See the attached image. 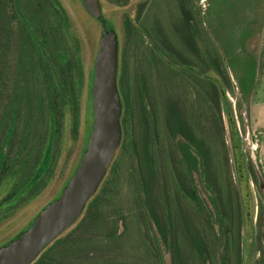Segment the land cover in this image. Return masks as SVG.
<instances>
[{
  "label": "trees",
  "instance_id": "obj_1",
  "mask_svg": "<svg viewBox=\"0 0 264 264\" xmlns=\"http://www.w3.org/2000/svg\"><path fill=\"white\" fill-rule=\"evenodd\" d=\"M46 1L51 9L50 18L48 28L40 33L35 28L39 23L37 13L28 19L21 11V0H0L4 23L0 29V105L11 91L12 75L16 76L22 67L24 91L26 95L29 94V99L24 103L26 119L29 118L28 110L32 112L35 108L40 122L48 128L43 153L31 171L27 172L26 166L33 147L22 156L18 146V150L10 155L16 112L20 107L16 98H12L10 122L3 136L0 135V221L43 192L54 174V150L60 143L59 134L66 126L77 137L81 126L79 103L84 72L70 47L66 50L53 49L56 34L57 38L63 37L65 19L64 14L57 10L56 0H52L54 5L51 0ZM123 1L127 9H132L136 2ZM179 2V23L176 21L170 26L178 34L177 41L166 37L162 31L155 38L149 30H135L134 26L142 27L144 18L140 20L141 10L134 11L132 15L126 9H114L115 12L126 14L122 26L127 39L123 49L119 45L121 53L118 52L121 61L118 62L117 88L125 104L120 117L119 151L124 150L134 161L132 167L135 176L132 182L135 189L131 196L141 210L140 215L148 218L159 232V239L165 248L173 249V264H208V261L209 264H216L209 252L215 244L222 252L218 257L220 264H233L234 261L241 264L240 197L238 191L236 193L232 189L234 184L224 141L222 115L224 112L228 117L236 163L242 176L246 178L248 174L251 182L258 185L253 164L250 159L245 160L241 149L227 94L235 97V112L241 121L243 109L249 107L264 69L262 59L251 48V42L261 40L264 44V0H208L209 8L203 14L199 8L194 11L193 0L189 5L188 0ZM116 17L118 20L119 15ZM15 20L18 21L17 27H14ZM143 35L153 44L145 48L143 56L147 70H140L136 60L139 57L136 51L140 47L138 41L143 39ZM156 39L162 40L164 46H158ZM192 48L197 59L188 53L192 52ZM95 57L91 69L85 74L87 94L81 147L73 172L67 177V182L65 180L60 192L74 174L92 130L91 89ZM26 58V63L21 64ZM154 73L165 80L163 92L153 78ZM195 103L198 104V110L206 111L208 117L210 115L219 145L209 138L203 139L199 131L195 130L188 114V105ZM115 159L81 216L48 245L32 264H71L63 261L64 254L70 252L71 255H79L74 252L83 253L88 249L99 252L98 261L89 258L90 262L85 259L78 264H141L130 258L125 259L120 249V239L127 232L125 215L112 221L110 232H107L110 218L107 217L105 202L115 189L116 178L120 175ZM110 173L108 180L106 177ZM193 173L198 175L203 185L209 206L198 195ZM246 193L245 190L244 198H247ZM175 201H184L190 211H194L196 219L189 222L183 219L182 212L177 208L180 205L173 204ZM262 202L263 199H260L256 221L258 229L264 221ZM203 210H206V219L201 216ZM156 211L162 217H158ZM204 226L210 233L208 237L212 243L199 235ZM215 226L217 233H214ZM149 228L146 234L151 238V245L156 247L157 255L155 257V253L149 252L151 249L145 242L141 243L145 246L146 254L142 264L149 261L165 264L161 244L158 238L149 237ZM173 228L180 231L179 237L170 236ZM182 228L186 232L182 233ZM248 229L252 231L251 227ZM182 239H186L187 244ZM257 252L261 259L256 264H262L264 249L261 247Z\"/></svg>",
  "mask_w": 264,
  "mask_h": 264
},
{
  "label": "rangeland",
  "instance_id": "obj_2",
  "mask_svg": "<svg viewBox=\"0 0 264 264\" xmlns=\"http://www.w3.org/2000/svg\"><path fill=\"white\" fill-rule=\"evenodd\" d=\"M56 1L58 8L56 6L55 7L59 12L64 14L65 26H63L62 24V38H57V34L55 32L56 38L53 39L56 43L54 44L53 49L66 50L67 47H70L71 51L78 59L84 72V78H82L80 86L81 94L79 107L81 126L79 128V135L76 137V135L70 132L69 128H67L66 126L64 128V131L62 130V133L59 134L60 143L54 150V153L56 154V163L53 167L54 174L52 176L51 181L36 199L31 201L29 204H25L21 208L14 211L13 214H10L7 218L0 221V246L10 241L20 232L26 230L32 223L33 219L37 216V214L46 205H48L50 202H52L59 196V194L61 193L60 190L65 180L67 182V177L70 176L71 171L75 167V162L83 139L82 121L84 119V114L86 110L87 94L85 74L89 71V69H91L93 64V59L97 50V43L99 39L101 25L83 8L82 0ZM105 1L106 2L104 3L100 1L103 16L108 21V23L113 24L115 33L118 38V44H121L122 49L124 48L127 42L125 30L121 25L123 23V18L126 14L125 12H115V8L111 6L108 7L105 5V3L109 5L118 6L119 8L117 9H126L132 15H134V11L136 12L141 10L139 16L140 20L144 18L141 23L142 27L139 28L134 26L135 30L144 28L146 31L149 30L151 33H153L155 35V38L162 31L163 34L166 35V37H170L173 41L179 40L176 38V35L178 34L174 33L175 30L170 28V26L176 21L177 23H179L181 15L179 2L180 0H136L135 6L132 9H127L126 7H124L126 6V4L123 1L121 3L117 2V0ZM20 3L21 11L23 15L28 19L32 18L35 13L38 14L39 23L37 26H35V28L40 33L45 32L48 28V20L50 18L49 16L51 11V9L48 7V2L46 0H21ZM189 3H191V0H188V5ZM193 3L194 11L199 8L201 14L205 13L209 8L208 0H193ZM52 4L54 5V2H52ZM144 4H146V8H144L143 10ZM116 15H119L118 20V17H116ZM3 26L4 23L1 19L0 10V29ZM17 26L18 21L15 20L14 27ZM156 42L158 46H164V42L162 40L156 39ZM138 45L140 47L136 51L138 52L139 57L136 58V60L138 61V66L140 67V70H145L147 67L143 58L145 48L148 49L149 47L153 46V44L151 40L147 38V36L144 37L143 35V39L138 41ZM263 45L264 44L261 42V40L251 42V48L255 50L257 56H259L264 63V50L262 49ZM121 47L119 48L118 46V52L121 50ZM192 52L188 51L192 58L197 59L193 48ZM120 53L118 55V62L121 61ZM27 58L23 62H21V64H25ZM133 69L135 68L133 67ZM133 69L131 68L132 71ZM153 78L156 81L159 90L163 92L165 80L162 78V76H159L156 73L153 74ZM23 79L24 73L21 67L16 76L12 75V78L10 80V84L12 87L11 91L8 92L7 97H4L1 101L0 135H2L5 127L9 125L11 102L12 98L15 97L20 107L16 112L15 135L10 148V155L12 156L14 152L18 150V146L22 156L26 155V152L33 147L32 153L29 157L30 161L26 166V171L29 172L31 171L32 166L35 164L38 157H40L43 153V149L45 147L48 136V128L47 125H42V123L40 122L39 113L35 108L32 109V112H29L28 110L29 118L26 119V110L24 108V103L27 99H29V94H25L23 87ZM227 97L232 106L233 117L235 121L234 123L237 128L239 139L241 141V149L243 150V153L245 155V160L246 158L251 160L258 179V185H254V183L251 182L248 174L245 178L244 175L242 176L240 172V167L237 165V163L236 165H234L231 150H229L230 146L228 140V132L225 124L226 120L228 122V117L227 114L223 112L222 121L224 126V141L227 147L228 158H230V172L234 184L232 186V189L235 190L236 193L238 191L241 205L239 257L241 258V264H256L257 262L259 263V260L261 259L260 253L257 252V250L261 247L264 249V221L261 222L260 229H258L256 224L260 199H263L262 205L264 207V69L262 75L258 78V81L256 83V87L250 99L249 107H245L243 109V113L241 114V121L235 112V97H231L229 94H227ZM191 99H193V97ZM188 111V114L191 118V122L196 127L195 130L199 131L203 139L207 140V138H209L211 141L213 140V142L215 141V143L218 144V142L220 141L218 140V137L215 134L214 126L212 125L210 115L208 117L206 111L203 112V110H198V104L196 103L192 106L188 105ZM115 157L116 159L114 162H116L118 165L120 175L118 178H116L117 183L115 189H113L107 202H105L107 204V206H105L107 208L106 211L108 210V215H106L108 219L110 218L108 221L109 224L107 225V232H110L109 229L112 221L116 220L118 217H120V215H125L124 217L126 218L124 220V225L127 232L126 235H123L120 239V249L122 251L123 256H126L125 259L130 258L131 260H134V262L137 261L138 263L142 264L145 261L146 254L144 249L145 246L141 243L145 242L149 249H151L149 252L153 255L155 253V257L157 255L155 250L156 247L151 245V238L149 239L146 234V230H148L150 226L149 237H152L153 239L155 237L158 238L159 243L161 244L160 250L163 256L164 263L173 264V249L168 250L165 248L162 241L159 239V232L156 231V228L150 223L148 218H144L143 214L140 215L141 210L138 209L136 202L131 196V192H133L135 189L132 182L135 176L134 168L132 167L134 161H131L129 154H127V152H125L124 150H118ZM110 175L111 173L106 178H110ZM193 179L196 183L199 197L204 201V204L206 206H209L206 201V192L196 173H193ZM245 190L247 191V198L243 197V192ZM244 199L247 200L244 202ZM173 204H175L176 206L177 204L182 206H177V208L180 209V211L182 212V218L186 219L187 222L194 221V219H196L195 215L193 214L194 211H190V207H187L184 201H182L181 203L175 201V203ZM192 204L195 206L194 203ZM208 208L209 210H211L210 207ZM191 210L193 209L191 208ZM156 214L158 217H162L161 213H159L158 211H156ZM201 216L203 219L207 218L206 210L202 211ZM248 227H251L252 231H250ZM179 232L180 231H175V229L173 228L172 230H170V236L174 237L176 235V237H179ZM181 232L184 233L186 232V230L182 228ZM217 232L218 229L215 226L214 233ZM209 234V231L205 230V226L203 230L201 229V232L199 231V235H201L202 238H204L207 242L212 243L211 238L208 237ZM182 240L186 243V239ZM157 247H159L158 244ZM209 252L213 257L212 259L215 261L216 264H218L220 262V258L218 259V257L222 253L220 252V248H218L215 244V246L212 247ZM74 253L79 255H71L72 253L69 252L67 254H64L63 261L65 263L71 262V264H78L80 261H85V259H87L88 262H90L91 260L98 261L97 256L99 252H94V249L84 250L83 253H80L78 251ZM89 258L91 260H89ZM262 258L263 262L261 263L264 264V257ZM209 263L210 262L208 261V264ZM147 264L156 263H154V261H149L147 262ZM233 264H236V262L234 261Z\"/></svg>",
  "mask_w": 264,
  "mask_h": 264
},
{
  "label": "water",
  "instance_id": "obj_3",
  "mask_svg": "<svg viewBox=\"0 0 264 264\" xmlns=\"http://www.w3.org/2000/svg\"><path fill=\"white\" fill-rule=\"evenodd\" d=\"M82 6L101 25L91 89L92 130L80 162L59 197L46 205L26 230L0 246V264H32L48 245L70 228L97 192L121 144L118 38L113 24L103 16L99 0H82ZM225 124L236 165L227 120Z\"/></svg>",
  "mask_w": 264,
  "mask_h": 264
},
{
  "label": "crops",
  "instance_id": "obj_4",
  "mask_svg": "<svg viewBox=\"0 0 264 264\" xmlns=\"http://www.w3.org/2000/svg\"><path fill=\"white\" fill-rule=\"evenodd\" d=\"M100 1H102L103 3L106 2L105 0H99V2H100ZM122 1H123V0H117V2H120V3H121ZM132 1H135V0H132ZM123 2H124V1H123ZM130 3H131V1H130ZM100 5H101V3H100ZM105 5L108 6V7L111 6V7H113V8H119L118 6L109 5V4H107V3H105ZM101 8H102V7H101ZM121 25H122V24H121Z\"/></svg>",
  "mask_w": 264,
  "mask_h": 264
},
{
  "label": "flooded vegetation",
  "instance_id": "obj_5",
  "mask_svg": "<svg viewBox=\"0 0 264 264\" xmlns=\"http://www.w3.org/2000/svg\"><path fill=\"white\" fill-rule=\"evenodd\" d=\"M121 100V99H120ZM121 104H122V110H123V107L125 104H123V102L121 101ZM91 106H92V102H91ZM92 119H93V115H92ZM93 122V121H92ZM121 145V144H120Z\"/></svg>",
  "mask_w": 264,
  "mask_h": 264
}]
</instances>
